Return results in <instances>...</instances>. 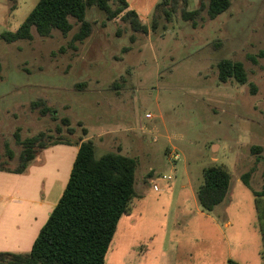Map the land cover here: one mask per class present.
<instances>
[{
    "label": "rangeland",
    "instance_id": "obj_1",
    "mask_svg": "<svg viewBox=\"0 0 264 264\" xmlns=\"http://www.w3.org/2000/svg\"><path fill=\"white\" fill-rule=\"evenodd\" d=\"M38 1L0 0V162L8 161L7 144L15 155L9 166L16 167L17 128L25 139L56 136L58 127L64 139L93 141L97 156L120 151L135 159L138 197L119 221L106 264H264V196L257 205L253 194L264 191V0H234L214 20L204 13L197 28L177 14L156 32L151 18L161 0H126L147 34L91 8L93 33L77 51L69 47L79 29L74 19L66 36L43 38L33 30L32 40H2ZM198 8L199 0H188L189 11ZM223 59L241 62L248 82L221 83ZM39 99L56 117L30 110ZM77 152L75 145H55L23 174L0 173V253L31 251ZM215 165L229 171L231 186L208 212L197 192L204 170ZM247 172L250 187L241 180Z\"/></svg>",
    "mask_w": 264,
    "mask_h": 264
},
{
    "label": "trees",
    "instance_id": "obj_2",
    "mask_svg": "<svg viewBox=\"0 0 264 264\" xmlns=\"http://www.w3.org/2000/svg\"><path fill=\"white\" fill-rule=\"evenodd\" d=\"M234 0H199V8L188 10V0H161L155 7L151 18V29L156 32L161 21L171 22L174 15L180 14L184 22L197 28L205 13L214 20L229 11ZM98 8L106 15L107 21L120 18L128 23L135 33L147 34L145 25L138 13L126 0H39L16 32H7L1 36L6 43L32 40L33 30L43 37H51L55 31L68 35L74 24H78L69 47L78 50L93 33V23L86 20L87 11ZM214 42V48H219ZM264 58V52L261 53ZM218 79L227 83L230 79L239 84L248 82V75L241 62L223 59L217 64ZM81 87V85H79ZM78 88V87H76ZM30 110L41 117L55 116V111L47 101L39 99L30 104ZM57 120V119H55ZM62 126L73 136L75 130L71 122L64 118ZM85 133V129L83 130ZM56 136L40 132L22 139L21 128H17L14 137L20 147L16 167H10L8 161L15 157L14 151L5 144V157L8 161L0 162V171L23 174L28 166L44 150L55 145H75L78 152L73 163L68 183L47 222L36 237L31 251L25 254L0 253V264H106L105 257L121 218L129 214L130 205L138 197L136 170L137 161L118 152H108L97 156L93 141L64 139L62 129H56ZM261 152V148H254ZM204 180L197 192L201 208L211 212L226 199L230 186L231 174L222 166H211L204 170ZM153 174H148V180ZM252 172L242 175V182L250 187ZM257 205L259 196L264 191L253 192ZM259 207V211H261ZM261 227L264 240V226ZM227 264H240L229 260Z\"/></svg>",
    "mask_w": 264,
    "mask_h": 264
},
{
    "label": "built area",
    "instance_id": "obj_3",
    "mask_svg": "<svg viewBox=\"0 0 264 264\" xmlns=\"http://www.w3.org/2000/svg\"><path fill=\"white\" fill-rule=\"evenodd\" d=\"M172 158L175 159V160H177L179 157H178V155H176V156H174ZM163 179L170 181L171 180V177H164ZM153 187H154L155 190H159V187H158L157 184H154Z\"/></svg>",
    "mask_w": 264,
    "mask_h": 264
},
{
    "label": "crops",
    "instance_id": "obj_4",
    "mask_svg": "<svg viewBox=\"0 0 264 264\" xmlns=\"http://www.w3.org/2000/svg\"><path fill=\"white\" fill-rule=\"evenodd\" d=\"M0 173H2V174H8L7 172H3V171H0ZM152 180V178L150 179V180H148L147 182H149V181H151ZM42 204V202L39 204V206ZM57 205V204H56Z\"/></svg>",
    "mask_w": 264,
    "mask_h": 264
}]
</instances>
